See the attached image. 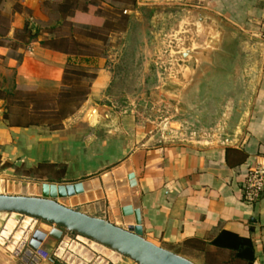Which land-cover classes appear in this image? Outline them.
Listing matches in <instances>:
<instances>
[{
    "label": "crops",
    "instance_id": "0c3cea01",
    "mask_svg": "<svg viewBox=\"0 0 264 264\" xmlns=\"http://www.w3.org/2000/svg\"><path fill=\"white\" fill-rule=\"evenodd\" d=\"M144 1L137 0L136 7ZM197 2L198 9L185 18L183 54L170 62L175 71L161 83L159 95L182 100L183 111L199 113V137L166 141L132 112L104 101L114 79L104 59L85 101L57 129L12 122L9 113L4 116L7 98L0 97V170H58L60 184L87 182L90 188L98 178L101 187L90 191L66 186L60 195V188L47 185L43 195L68 207L104 198L103 208L79 211L105 219L101 210L106 219L123 228L133 225L145 239L196 264H205L207 255L186 241L207 244L220 231H230L251 239L253 264H264V198L246 203L241 192L248 167L264 165V47L255 38L264 29V0ZM68 59L39 41L15 49L0 45V62L13 72L12 85L43 92L63 87ZM106 173L114 183V200L103 187ZM48 240L46 235L37 249L44 256L29 255L37 251L29 245L17 255L0 251V264H132L123 258L108 261L80 244L84 252L59 247L49 253ZM208 256L215 264H244L227 249L213 248Z\"/></svg>",
    "mask_w": 264,
    "mask_h": 264
},
{
    "label": "rangeland",
    "instance_id": "374dc122",
    "mask_svg": "<svg viewBox=\"0 0 264 264\" xmlns=\"http://www.w3.org/2000/svg\"><path fill=\"white\" fill-rule=\"evenodd\" d=\"M144 2V6L137 8L136 3L133 5L115 0H0V45L12 49L25 46L32 43H27L29 35L38 31V38L34 42L56 45L75 54L72 56V65L84 70L85 74L71 75L66 89L80 92L88 91L92 77L105 59V67L111 70L114 79L108 94L109 100L104 101L132 112L138 122L150 125L153 131L166 137V141L189 142L193 136L199 137L201 134L198 127L199 113L183 111L182 100L162 98L159 89L161 83L166 82L167 75L175 71V64H171L175 57L183 54V30L187 13L197 10L199 4L197 0ZM85 8L95 17L94 23L83 24L69 19L73 12ZM134 12L137 16H134ZM25 25L26 31L23 30ZM12 73L0 62V97L5 90L13 91L9 81ZM13 94L8 100L11 104L8 111L11 121H26L28 115L25 117V113H31V118H34L35 104L25 100L24 91L14 90ZM22 103H26L25 107ZM48 116L53 118V114L49 113ZM1 172L0 193H4L6 179L61 183L55 181L59 176L58 170L53 172L47 168L20 166L10 174ZM103 201L104 198L91 199L71 208L80 210L82 206L89 205L103 208ZM97 212L106 219L101 210ZM38 229L47 234L50 242L45 244V249L49 253H55L59 247L60 251L77 248L75 252L78 253L82 245L108 261L116 262L123 258L137 264L128 257L116 256L108 248L96 251L77 240L75 233L54 224L11 212H0V251L15 253L19 249L22 253L28 250L29 240ZM58 230L60 236L54 237L52 232ZM65 237L67 240H62ZM69 239L72 244L76 242V248L72 244L69 246Z\"/></svg>",
    "mask_w": 264,
    "mask_h": 264
},
{
    "label": "water",
    "instance_id": "95a60500",
    "mask_svg": "<svg viewBox=\"0 0 264 264\" xmlns=\"http://www.w3.org/2000/svg\"><path fill=\"white\" fill-rule=\"evenodd\" d=\"M165 87L162 88V91ZM107 198L114 200V183L109 173L101 177ZM91 188L87 182L72 184H54L19 179H6L4 193H0V212H11L32 217L54 224L60 228L76 234L77 240L87 246L102 251L108 248L117 255H122L137 264H196L189 259L167 250L145 239L135 231L133 225L125 228L115 223L113 218L104 219L87 215L79 210L61 204L54 197H44L43 190L47 185L60 188V195H64L63 188L78 187L77 192L90 191L93 187H101L99 179H95ZM91 185V184H90ZM96 188V189H97ZM61 232L53 231L54 237H59ZM47 234L43 230H36L34 239L29 245L37 250L40 241ZM16 254L19 249L14 251ZM115 254V255H116ZM114 255V256H115ZM116 255V256H117ZM115 256V258H117Z\"/></svg>",
    "mask_w": 264,
    "mask_h": 264
},
{
    "label": "trees",
    "instance_id": "16d2710c",
    "mask_svg": "<svg viewBox=\"0 0 264 264\" xmlns=\"http://www.w3.org/2000/svg\"><path fill=\"white\" fill-rule=\"evenodd\" d=\"M99 2H104L106 0H94ZM118 2L131 3L135 5L136 0H115ZM94 16L88 12V10L81 9V11H75L70 15V20L72 22L92 24L94 23ZM23 30H27L26 25ZM38 31L29 35L27 43L34 42L38 38ZM40 44H44L39 41ZM51 48L61 50L62 52L68 54L69 59L63 72V89L56 92L47 94L39 90L36 86L30 85H19L13 84L12 89L17 91H24L25 100L30 104H35V109H33L35 117L31 118V113H25L28 115L26 121H17L16 124H26V125H37L41 123L47 124L51 129H57L61 126L62 120L68 115L74 113L81 104L85 101L88 91L80 92L74 89H66L67 82L71 75H84L85 71L72 65V56L75 55L73 52H69L67 49H61L56 45H50ZM95 75L92 77L94 78ZM13 91L5 90L3 95L7 98V104L9 103V97H13ZM23 102V101H20ZM25 107L26 103H22ZM8 108V106H6ZM33 108V105H32ZM49 113L53 114V118H49ZM8 109L4 116L7 118ZM49 118V119H48ZM185 244L193 245L197 249L202 250L207 255V261L205 264H215L210 258L209 252L211 249H227L232 252V259L244 262V264H253L254 261V247L251 239L240 237L235 233L230 231L222 230L220 231L209 243H203L202 241H186Z\"/></svg>",
    "mask_w": 264,
    "mask_h": 264
},
{
    "label": "built area",
    "instance_id": "2783aa9c",
    "mask_svg": "<svg viewBox=\"0 0 264 264\" xmlns=\"http://www.w3.org/2000/svg\"><path fill=\"white\" fill-rule=\"evenodd\" d=\"M255 38L264 47V29H261ZM241 192L242 199L246 203H256L264 198V165L253 164L248 167ZM35 252L28 251V254L32 256L36 254L44 256L40 250Z\"/></svg>",
    "mask_w": 264,
    "mask_h": 264
},
{
    "label": "bare ground",
    "instance_id": "6f19581e",
    "mask_svg": "<svg viewBox=\"0 0 264 264\" xmlns=\"http://www.w3.org/2000/svg\"><path fill=\"white\" fill-rule=\"evenodd\" d=\"M26 223H27V222H26ZM80 247H81V246H79V248H80ZM79 248H78V250H79ZM76 249H77V248H76ZM82 249H83V247H82ZM82 249H81V251H82ZM76 251H77V250H76ZM81 251H80V252H81ZM115 254H116V253H115Z\"/></svg>",
    "mask_w": 264,
    "mask_h": 264
}]
</instances>
